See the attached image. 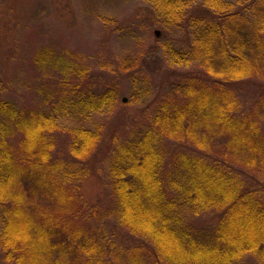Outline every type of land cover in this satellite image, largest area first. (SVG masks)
I'll return each instance as SVG.
<instances>
[{"label": "trees", "instance_id": "trees-1", "mask_svg": "<svg viewBox=\"0 0 264 264\" xmlns=\"http://www.w3.org/2000/svg\"><path fill=\"white\" fill-rule=\"evenodd\" d=\"M142 1L151 5L161 27L186 26L188 47L169 46L165 52L171 65H197L202 75L183 74L175 86L180 101L161 104L149 126L113 152L109 177L116 217L127 232L151 244L157 264H232L258 252L264 260V199L216 158L219 152L225 162L232 154L243 156L244 167L255 166L258 175L264 174V93L254 111L243 116L236 88L251 80L260 81L264 91V0ZM190 3L201 15L186 14ZM135 65L131 61L127 68ZM113 91L77 90L75 101L60 99L47 110L27 113L0 98V249L5 262L116 264V243L77 223L81 214L72 210L89 207L75 185L87 171L70 170L52 158L57 121L74 116V110L80 118L101 111L113 101ZM11 125L21 134L16 147ZM71 136L69 154L75 159H86L99 145V135L84 126ZM165 139L191 143L209 161L178 152L166 169ZM36 195L53 211L37 203ZM211 210L221 216L209 229L187 223L188 217ZM135 250L142 262L131 258L125 264H148L145 250Z\"/></svg>", "mask_w": 264, "mask_h": 264}, {"label": "rangeland", "instance_id": "rangeland-1", "mask_svg": "<svg viewBox=\"0 0 264 264\" xmlns=\"http://www.w3.org/2000/svg\"><path fill=\"white\" fill-rule=\"evenodd\" d=\"M191 5L186 14L201 15L202 10L196 13ZM154 32L159 33L157 37ZM188 35L186 26L167 30L157 24L153 8L142 0H0V98L27 113L47 110L60 99L75 101L77 90L100 93L112 87L116 91L113 101L99 112L80 118L72 108L74 116L67 114L59 119L52 154L55 162H64L70 170L87 171L75 185L76 193L89 207L72 210L81 214L77 223L116 243L112 256L116 264H125L131 258L142 262L135 250L138 247L145 250L148 264H157L151 244L127 232L116 217L109 167L116 148L134 132L148 127L161 104L180 101L175 86L183 74L202 75L197 65H171L166 55L169 46L185 50L190 43ZM131 61L136 67L127 68ZM61 64L63 68H59ZM250 81L236 85L243 116L254 111L264 93L260 81ZM82 126L96 132L100 140L93 154L79 160L70 156L69 145L71 132ZM260 128L264 134V123ZM20 135L17 130L13 134L14 147ZM162 144L166 169L170 170L178 152L204 156L209 161L191 143L165 139ZM218 155L224 154L219 152L216 157L221 167L230 166L264 199V174L258 175L255 166L244 167L243 156L232 154L226 163ZM36 197L40 203V196ZM41 203L47 211H53L52 204ZM87 211L93 215L90 219ZM220 216L211 210L197 218L188 217L187 223H197L207 230ZM261 260L259 252L247 253L232 264H264ZM0 264H9L3 260L1 249Z\"/></svg>", "mask_w": 264, "mask_h": 264}, {"label": "water", "instance_id": "water-1", "mask_svg": "<svg viewBox=\"0 0 264 264\" xmlns=\"http://www.w3.org/2000/svg\"><path fill=\"white\" fill-rule=\"evenodd\" d=\"M158 34H159L158 32H155V35H156V36H158Z\"/></svg>", "mask_w": 264, "mask_h": 264}]
</instances>
